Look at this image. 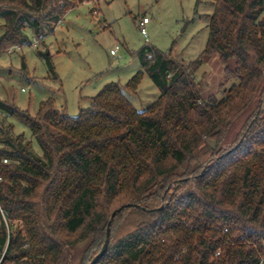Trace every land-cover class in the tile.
<instances>
[{"label": "trees", "instance_id": "16d2710c", "mask_svg": "<svg viewBox=\"0 0 264 264\" xmlns=\"http://www.w3.org/2000/svg\"><path fill=\"white\" fill-rule=\"evenodd\" d=\"M83 1L0 0V55L32 44L28 29L42 40ZM211 1L197 59L185 63L149 43L138 50L143 70L125 89L137 93L144 73L160 89L142 111L119 82L77 115L53 97L35 113L0 97V112L42 151L0 124V264H59L89 240L79 262L88 264L108 226L96 264H264V106L225 143L264 99V0ZM213 55L227 80H238L221 98L203 96L197 76Z\"/></svg>", "mask_w": 264, "mask_h": 264}, {"label": "rangeland", "instance_id": "374dc122", "mask_svg": "<svg viewBox=\"0 0 264 264\" xmlns=\"http://www.w3.org/2000/svg\"><path fill=\"white\" fill-rule=\"evenodd\" d=\"M214 9L211 0H84L70 9L42 40L28 29L30 42L36 45L13 47L0 55V97L31 113L38 110L43 100L53 97L59 107L77 115L105 84L119 82L133 105L142 111L157 99L160 89L147 73L137 93L125 89L128 80L143 70L138 50L149 43L162 51H171L182 62L197 59L206 46ZM144 16L149 18L147 37L141 34L139 26ZM116 45L120 49L114 56L110 51ZM42 52L50 55L56 75ZM197 76L202 95L218 98L238 81L227 80L217 55L200 67ZM23 87L27 91H22ZM259 104L264 106V99L258 96L229 129L226 144L235 140ZM3 121L5 125H14L15 135L24 133L25 140H33L26 126L0 112V124ZM208 141L215 144L212 139ZM32 148L42 152L34 140ZM88 243L84 240L70 247L59 264H79Z\"/></svg>", "mask_w": 264, "mask_h": 264}, {"label": "built area", "instance_id": "2783aa9c", "mask_svg": "<svg viewBox=\"0 0 264 264\" xmlns=\"http://www.w3.org/2000/svg\"><path fill=\"white\" fill-rule=\"evenodd\" d=\"M61 22V21H60ZM149 22V18L144 16L142 18V20H140L139 22V26H140V31L141 34L145 37H147L148 33H147V29H146V24ZM32 45H36V43H33ZM17 48H21L20 46H17ZM120 49V45H116L115 48L111 49L110 53L112 55H117L118 50ZM11 50V49H10ZM22 91H27L26 88H22ZM5 161H7V159H5ZM219 253V252H218Z\"/></svg>", "mask_w": 264, "mask_h": 264}, {"label": "water", "instance_id": "95a60500", "mask_svg": "<svg viewBox=\"0 0 264 264\" xmlns=\"http://www.w3.org/2000/svg\"><path fill=\"white\" fill-rule=\"evenodd\" d=\"M117 211L113 212V216L116 214ZM110 226H108L107 229V238L105 240L104 245L102 246V249L100 250L99 253H97L92 260L88 263V264H96L106 253L107 249H108V245H109V241H110Z\"/></svg>", "mask_w": 264, "mask_h": 264}]
</instances>
